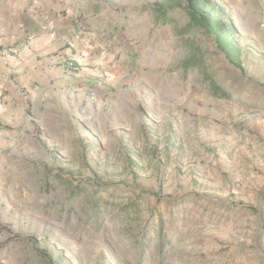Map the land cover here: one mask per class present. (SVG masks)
<instances>
[{
	"label": "rangeland",
	"instance_id": "1",
	"mask_svg": "<svg viewBox=\"0 0 264 264\" xmlns=\"http://www.w3.org/2000/svg\"><path fill=\"white\" fill-rule=\"evenodd\" d=\"M118 1L102 87L18 129L2 245L16 264H264V0H213L241 68L182 30L184 1L169 25L170 0Z\"/></svg>",
	"mask_w": 264,
	"mask_h": 264
},
{
	"label": "crops",
	"instance_id": "2",
	"mask_svg": "<svg viewBox=\"0 0 264 264\" xmlns=\"http://www.w3.org/2000/svg\"><path fill=\"white\" fill-rule=\"evenodd\" d=\"M118 7V0H0L1 169L15 164L18 129L102 87V68L113 70L106 51L117 47ZM3 180L10 183L7 174ZM4 239L0 230V264H16L17 242L7 249Z\"/></svg>",
	"mask_w": 264,
	"mask_h": 264
},
{
	"label": "trees",
	"instance_id": "3",
	"mask_svg": "<svg viewBox=\"0 0 264 264\" xmlns=\"http://www.w3.org/2000/svg\"><path fill=\"white\" fill-rule=\"evenodd\" d=\"M186 3L183 11L187 21L182 26L183 31H192L195 28L204 29L215 37L217 48L224 53L235 65L241 68V52L236 41V31L232 22L217 7L213 0H174L169 1L168 7L156 8V20L163 25L176 23L173 12L175 7Z\"/></svg>",
	"mask_w": 264,
	"mask_h": 264
}]
</instances>
